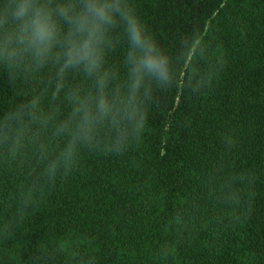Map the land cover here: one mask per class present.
I'll return each mask as SVG.
<instances>
[{
    "label": "trees",
    "instance_id": "1",
    "mask_svg": "<svg viewBox=\"0 0 264 264\" xmlns=\"http://www.w3.org/2000/svg\"><path fill=\"white\" fill-rule=\"evenodd\" d=\"M131 6L170 82L146 80L145 128L133 135L122 122L119 154L108 119L73 159L63 154L71 134L58 128L74 93L95 96V76L60 78L54 60L36 66L27 54L7 66L0 53V121L38 101L0 126V264H264V0ZM110 36L101 73L109 98L126 100L127 41L122 27Z\"/></svg>",
    "mask_w": 264,
    "mask_h": 264
},
{
    "label": "clouds",
    "instance_id": "2",
    "mask_svg": "<svg viewBox=\"0 0 264 264\" xmlns=\"http://www.w3.org/2000/svg\"><path fill=\"white\" fill-rule=\"evenodd\" d=\"M67 25L64 31L61 24ZM122 27L127 47L125 63L128 75L126 100L109 98L106 89L109 72L101 69L106 63V48L112 44L110 33ZM0 53L7 66H18L25 54L36 66L50 59L58 63V77L69 69H82L88 77L95 76V96L73 94L75 106L72 116L62 123L58 132H70L71 140L64 149L66 159H73L77 143L91 144L95 125L108 119L116 129L114 149L119 154L125 146L127 122L131 134L145 128V118L139 114V95L146 80L159 85L170 82L169 60L157 39L131 0H0ZM224 64V61H222ZM145 98L150 88L145 87ZM33 99L15 111L6 113L0 126L8 128L19 123L29 108H35ZM75 121V128L70 125Z\"/></svg>",
    "mask_w": 264,
    "mask_h": 264
}]
</instances>
